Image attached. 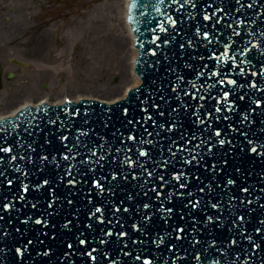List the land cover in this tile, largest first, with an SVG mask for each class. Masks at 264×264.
<instances>
[{
    "label": "water",
    "instance_id": "water-1",
    "mask_svg": "<svg viewBox=\"0 0 264 264\" xmlns=\"http://www.w3.org/2000/svg\"><path fill=\"white\" fill-rule=\"evenodd\" d=\"M241 3L129 0L138 87L112 105H45L0 122V148H11L0 152V264H264V154L248 144L264 145V75H251L264 64V0ZM223 43L229 56L220 55ZM245 43L255 47L240 56ZM227 68L235 85L211 75Z\"/></svg>",
    "mask_w": 264,
    "mask_h": 264
},
{
    "label": "rangeland",
    "instance_id": "rangeland-1",
    "mask_svg": "<svg viewBox=\"0 0 264 264\" xmlns=\"http://www.w3.org/2000/svg\"><path fill=\"white\" fill-rule=\"evenodd\" d=\"M125 2L0 0V115L24 95L50 102L122 98L111 100L98 87L119 86L128 63V49L125 60L118 52L128 36Z\"/></svg>",
    "mask_w": 264,
    "mask_h": 264
},
{
    "label": "snow or ice",
    "instance_id": "snow-or-ice-1",
    "mask_svg": "<svg viewBox=\"0 0 264 264\" xmlns=\"http://www.w3.org/2000/svg\"><path fill=\"white\" fill-rule=\"evenodd\" d=\"M163 2H164V0H158V3H163ZM174 2H175V0H174ZM184 2H185L186 4H187V3H191V0H184ZM236 4L239 5V8H243V7H245V5L241 3V0H236ZM191 6H192L193 8H196V7H197V5H196L195 3H192ZM253 6H254V5H253L252 3H248V4H247V7H248V8H253ZM239 8L237 9V12H239ZM157 10H158V9H157ZM255 14H256V15H260L259 12H256ZM213 15H215V13H213ZM204 18H205L206 20H207V19H210V17L207 15V13H205ZM168 20H169L172 24H175V23H176V21L173 20L171 16L168 17ZM241 22H242V23H247L246 20L241 21ZM145 25H146V30H149V28H148V21H147V18L145 19ZM157 27H159V25H157ZM227 27H228V28H231L232 25L229 24V25H227ZM151 30L154 31V29H151ZM199 31H200V30L197 29V32H199ZM202 35H203V37H204L205 39L209 40V42H210V33H209V32L205 31V32L202 33ZM247 35H248V33H244V36H247ZM262 35H264V33H262ZM231 36H236V37L238 38V40H242V39H243V38L241 37V34H240L239 32H237L235 29H232ZM230 38H231V37H229V39H230ZM153 42H154V41H153ZM164 43H168V41L165 40ZM180 47L183 48L184 45L181 44ZM233 47H235V42L233 43ZM253 47H255L254 44H248V43H245V44L243 45L242 48H237L236 51L239 53L240 56H243L245 53H249V52H250V49L253 48ZM149 51L152 52L153 55L155 54V50H154V49H149ZM216 55H217V53L213 52V57H215ZM220 55H221V56H229V44H228V43H223V51L220 53ZM262 55H264V53H262ZM248 62L251 63L250 60H249ZM232 64H233V66H236V61L233 60V61H232ZM239 70H240V72H244V69H243V68H240ZM229 71H231V68L224 69L223 72H217V71L213 70V71L211 72V75H212V76L220 75V76L222 77V78L219 79V81H218L219 84H222V85H223V84H225V83H228V84L235 85V84L237 83V81H236V80H233V79H227V77H226V75H225V74H226L227 72H229ZM258 74H259V75H264V64H261V65H260V71H259V73L255 72V71H253V72L251 73L252 76H257ZM192 87H195V85H192ZM250 87L256 89L257 91H261V89L259 88L258 84H257L255 81H253V82L250 84ZM174 91H175V89H174ZM185 95H188V93H185ZM229 95H230V93H229L228 91H225V92H224V96H225V97H228ZM192 96H193V98H195V93H192ZM243 98H244V97L242 96L241 99H243ZM200 99H204V97L201 96ZM261 104H262L261 99L257 98V99L255 100L256 108H259V107L261 106ZM125 111H126V110H125ZM216 111H220V109L217 108ZM251 111H255V109H252ZM227 118H228V117H225V119H227ZM245 119H247V115H245ZM201 122H203V121H201ZM2 131H4V129H3V128H0V132H2ZM215 135H216L217 137L220 136V132H219V130H217V131L215 132ZM128 138H129V139H134V137H132V136H129ZM61 139L66 140L67 137H66V136H62ZM224 143H225V141H224L223 139H220V140H219V144L223 145ZM248 144L250 145V148H249V151H250V152H252V153H256V154H264V151H261V150H264V145H261V144L255 143V142H253V141H251V140L248 141ZM65 147H67V146H65ZM208 148H209V150L211 149V144L208 145ZM10 151H11V148H10V147H3V148H0V152H10ZM69 151H71V150H69ZM117 151H119V149H117ZM93 155H95L94 152H93ZM139 155H140V156H146L147 153H146L143 149H140ZM64 158H65V159H68L69 157H68V155H65ZM2 159H3V157H0V160H2ZM11 159L14 160V159H16V157L13 156V157H11ZM125 162H126L127 164H132V163H133V161H132L130 158H128L127 156H126V158H125ZM69 167H71V165H69ZM149 174H151V173H149ZM0 175H3V173H0ZM112 175H113V178H115L116 173H113ZM134 175H135V173H133V176H134ZM161 179H163V177H161ZM7 183H8L9 185H11V184L13 183V181H12L11 179H8V180H7ZM44 183L46 184V183H48V181L45 180ZM69 183H74V181H69ZM93 183H94L97 187H101V188L103 187V185H101V184L99 183V181H93ZM234 183H235V181H233L232 179H229V180L227 181V184H228V185H232V184H234ZM181 187H184V185L181 184ZM200 191H204V189L201 188ZM242 191L247 192V191H249V189L244 188V189H242ZM188 203H190V204L192 205L193 208H195V207L197 206V204H196V203H193L191 200H189ZM248 203L250 204L251 201H248ZM49 206H51V205H49ZM143 206H144L145 208H147V207H148V204H144ZM3 207H4V208H8L9 205H8V204H5V205H3ZM211 207H212L213 209H217V208L220 207V205H219L218 203H213V204L211 205ZM96 211L99 212L100 209L97 208ZM166 211L171 212L172 209H171V208H168V209H166ZM145 218L147 219V217H145ZM221 218H222V214H218V215H209V216H207V221H209V222H213V221L218 222ZM238 219L243 220L244 217H243V216H239ZM232 222L235 223V221H232ZM37 223H40V221L37 220ZM260 231H261L260 228H257V229H256V232H260ZM177 232H183V228H178V229H177ZM107 234H110V233H107ZM119 235H120V236H124V235H126V233H124V232H120ZM176 238H177V239H180L179 235H177ZM249 239H250V237H249ZM100 242H101V243H104L103 240H101ZM229 242H230L231 244H235V243H236V241H235L234 238L231 239ZM29 243H30V242H29ZM79 243H80V244H85V243H86V240L81 239V240L79 241ZM215 243H216V241L213 240V241H212V244H215ZM68 247L71 248L72 245L69 244ZM170 247H171V245H170ZM253 247H256V245H253ZM0 251H3V249H0ZM22 251H23V250H22L21 248H19V247L15 248V253H16L17 255H20V254L22 253ZM95 251H96V249H91V251L88 252V255L90 256V258H91L92 260H95V259H96V257H95L94 255H92V253L95 252ZM137 259H139V257H137ZM144 264H151V261L148 260V259H145V260H144ZM217 264H219V262H217Z\"/></svg>",
    "mask_w": 264,
    "mask_h": 264
},
{
    "label": "bare ground",
    "instance_id": "bare-ground-1",
    "mask_svg": "<svg viewBox=\"0 0 264 264\" xmlns=\"http://www.w3.org/2000/svg\"><path fill=\"white\" fill-rule=\"evenodd\" d=\"M129 0H126L125 2V8H123V13L126 15V17L129 19L128 17V11H129ZM132 21L131 20H127L126 23H125V26L124 28H126L127 30V33H128V36H125L126 38V44L121 48L119 49V54L122 55L123 57H121L120 59L121 60H125L124 58V51H125V48L128 49V53L129 55L127 56V61L128 63L126 64V69H123V67H121V71L119 70L118 72L121 73L120 75V80H121V84L119 86H111L109 87L108 89L104 86L102 87H98V90H100L101 92L103 93H106V94H112V99L111 100H114L116 97H120V96H125L126 95V91L129 89V88H133V87H136L140 84L141 80L139 79L138 75H136V73H134V69H133V65H134V61L136 59V57L138 56V48L136 46H133L134 44V38H135V29H134V26L132 25ZM127 40L128 43H127ZM121 44H119L118 47H120ZM128 67V68H127ZM125 89V90H124ZM21 98H24L22 102H20L19 100L16 101V103L14 104V106L10 107V109H7L6 111H3L4 112V116H7L9 117L10 115H15V112L17 111V109H20L21 107L23 106H27V105H33L36 101H31V100H26L25 99V95L24 97H21ZM75 100H78V99H75ZM40 101H44V99H41ZM53 102H50V103H63V99L60 98L59 100L55 99V100H52ZM18 102V103H17ZM33 102V103H32ZM17 107V108H16ZM1 112V113H3ZM2 115H0V120L2 118H6Z\"/></svg>",
    "mask_w": 264,
    "mask_h": 264
},
{
    "label": "flooded vegetation",
    "instance_id": "flooded-vegetation-1",
    "mask_svg": "<svg viewBox=\"0 0 264 264\" xmlns=\"http://www.w3.org/2000/svg\"><path fill=\"white\" fill-rule=\"evenodd\" d=\"M1 43H2V46H4V45H5V42H4V41H2ZM0 45H1V44H0Z\"/></svg>",
    "mask_w": 264,
    "mask_h": 264
}]
</instances>
